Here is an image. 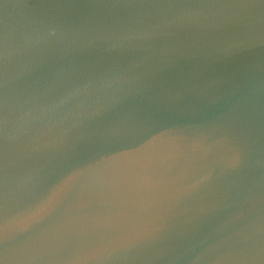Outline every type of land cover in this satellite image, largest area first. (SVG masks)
Instances as JSON below:
<instances>
[{"label":"water","instance_id":"1","mask_svg":"<svg viewBox=\"0 0 264 264\" xmlns=\"http://www.w3.org/2000/svg\"><path fill=\"white\" fill-rule=\"evenodd\" d=\"M0 264H264V0H0Z\"/></svg>","mask_w":264,"mask_h":264}]
</instances>
